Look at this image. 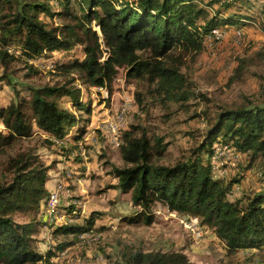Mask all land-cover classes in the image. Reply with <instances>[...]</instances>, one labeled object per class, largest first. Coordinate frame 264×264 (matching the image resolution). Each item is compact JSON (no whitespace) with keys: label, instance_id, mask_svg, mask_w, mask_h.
Here are the masks:
<instances>
[{"label":"trees","instance_id":"obj_1","mask_svg":"<svg viewBox=\"0 0 264 264\" xmlns=\"http://www.w3.org/2000/svg\"><path fill=\"white\" fill-rule=\"evenodd\" d=\"M73 1L78 15L70 9ZM252 9H259L264 17V0L261 5L257 0H0L1 68L7 69L21 57L33 61L53 51H76L66 62L52 61L49 71L58 77L53 84L15 88L7 79L15 98L8 104L0 102V152L36 132L47 137V144L61 147L64 155L80 150L90 122L85 115L91 113V101L81 97V87L104 88L110 96L118 67L123 65L128 77L145 80L151 98L162 105L188 107L193 92L181 70L184 59L203 50L213 29H239L257 20ZM43 16L68 22L51 24ZM255 55L264 59V49ZM252 60L239 58L230 80L240 79ZM33 65H27L26 77L37 74ZM261 87L264 92V84ZM65 97L74 109L61 105L59 99ZM198 117L205 120L201 141L172 163L160 161L168 145L162 136L148 135L133 124L120 130L117 148L123 166L110 164V172L117 179L115 187L130 193L132 204L139 207L120 220L151 223L152 205L159 203L170 212L197 218L230 254L261 249L264 186L235 194L240 179L224 181L213 176L212 156L216 145L226 146L257 163L264 179V97L257 103L218 107L192 116ZM8 163L11 180L0 184V264H38L70 246L81 233L93 230L100 212L92 211L82 223L56 225L54 235H72L74 240H63L45 254L37 252L33 242L44 222L35 217L19 222L14 214L35 215L45 208V181L51 166L30 153L12 157ZM78 212L79 207L70 204L64 215L73 219ZM111 264L197 263L181 251L135 250L122 252L120 260Z\"/></svg>","mask_w":264,"mask_h":264},{"label":"rangeland","instance_id":"obj_2","mask_svg":"<svg viewBox=\"0 0 264 264\" xmlns=\"http://www.w3.org/2000/svg\"><path fill=\"white\" fill-rule=\"evenodd\" d=\"M257 2L261 5L263 0ZM246 6L243 8L247 9ZM77 8L78 5L73 1L70 9L76 15ZM252 10L257 20L250 21L239 29H213L212 36H207L203 50L194 58L187 56L184 59L181 70L193 92L187 102L188 107H179L178 104L169 102L162 105L158 99L151 98L147 93L145 80L128 77L127 67L123 65L118 67L110 96L104 88L81 87V97L91 101V113L85 115L90 122L82 135L80 150L74 149L72 153L64 155L61 147L47 144V137L36 132L30 137L15 140L12 146L5 147V151L0 152V184L11 180L9 159L30 153L37 156L44 165L51 166L45 181L48 194L58 186L68 190V204L63 201L58 214H54V208H47L51 223L44 221L47 218L44 205L35 215L14 214L19 222H27L33 217L44 221L33 242L37 252L45 254L55 250L63 240H74L72 235H54L52 230L55 226L52 223H82L92 211L102 214L94 221L92 231L78 235L70 246L38 264H111L120 260L122 252L135 250L181 251L191 262L197 264H264V247L253 253L241 249L230 254L210 228L198 225L197 218L170 212L159 203L152 205L151 223H146L143 219L134 223L122 222L121 216L133 214L139 207L132 204L130 193H122L115 187L117 179L110 172V164L123 166L117 148L119 139L113 143L112 134L100 131L106 118L115 119L118 116L126 100L128 109H122L121 112L123 121L119 128L118 124L115 126L118 134L120 130L133 124L139 125L148 135L154 133L162 136L168 145L160 161L172 163L186 155L188 149L202 139L205 120L201 117L192 118L194 114L202 111L211 113L218 107L259 102L264 97L261 87L264 84V59L255 54L264 49V17L259 9ZM42 19L51 24L68 22L58 17L49 19L43 16ZM91 24L98 31L93 21ZM75 48L80 49L78 46ZM75 53L74 48L63 54L53 51L48 53L50 56H40L33 61H26L21 57L11 62L7 69L0 67V76H4V80H0V102L8 104L14 100L11 84L15 88L25 84H53L58 77L49 71L52 61L66 62ZM242 57L253 60L247 64L240 79L231 81L238 59ZM31 63L38 72L26 77L29 70L27 65ZM7 79H10V85L6 84ZM59 101L61 105L74 109L68 98ZM116 121L108 120L114 122V125ZM203 158L206 159L205 154ZM212 161L213 176L221 177L224 181L240 179L234 186L235 194L257 191L264 186L260 166L249 162L243 154L239 155L226 146L216 145ZM47 204L48 197L45 206ZM70 204L79 207L77 217L73 219L64 215ZM192 223L202 227L201 237L196 238L195 234H191L188 226Z\"/></svg>","mask_w":264,"mask_h":264},{"label":"built area","instance_id":"obj_3","mask_svg":"<svg viewBox=\"0 0 264 264\" xmlns=\"http://www.w3.org/2000/svg\"><path fill=\"white\" fill-rule=\"evenodd\" d=\"M99 88V87H98ZM102 89V88H99ZM128 104L127 101L124 100V104L121 108V110L119 111L118 116L115 119H110V117L106 118L105 121V128H100L101 132H107V134H112L113 136V143L114 141L118 140V128L120 127V117H121V112L122 109H128ZM108 120H118V128L116 129H109L108 128ZM68 196V190L67 189H62V186H58L56 187L54 190L50 191L49 194L47 195L48 197V204L45 206V210H46V216L47 218H45L44 221H49V223H51V215H47V208H54V214H58V209L59 206H61L63 204V201H65V204H68V200L66 199V197ZM191 221H197L196 219H190ZM54 226L58 225V223H52ZM198 225L199 221H198ZM195 226V224H191V226H188L190 228V232L191 234H195L196 238L201 237L202 235V227L199 226ZM48 233V230L46 232V234Z\"/></svg>","mask_w":264,"mask_h":264},{"label":"bare ground","instance_id":"obj_4","mask_svg":"<svg viewBox=\"0 0 264 264\" xmlns=\"http://www.w3.org/2000/svg\"><path fill=\"white\" fill-rule=\"evenodd\" d=\"M123 121V115L121 113V117H120V123ZM118 124V120L115 122V125H114V122L111 123V122H108V128L109 129H115V126ZM102 128H105V124L102 126ZM117 128V127H116ZM50 210V209H49ZM51 211V210H50Z\"/></svg>","mask_w":264,"mask_h":264},{"label":"crops","instance_id":"obj_5","mask_svg":"<svg viewBox=\"0 0 264 264\" xmlns=\"http://www.w3.org/2000/svg\"><path fill=\"white\" fill-rule=\"evenodd\" d=\"M41 222H44V221L41 220ZM81 234H84V233H81ZM81 234H80V235H81ZM240 250H241V249H240ZM242 250H244V251H248V250H249V251H252L251 253H253V251H256L255 249H242Z\"/></svg>","mask_w":264,"mask_h":264}]
</instances>
